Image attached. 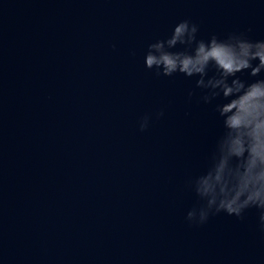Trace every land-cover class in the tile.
Returning a JSON list of instances; mask_svg holds the SVG:
<instances>
[{
	"label": "water",
	"instance_id": "1",
	"mask_svg": "<svg viewBox=\"0 0 264 264\" xmlns=\"http://www.w3.org/2000/svg\"><path fill=\"white\" fill-rule=\"evenodd\" d=\"M182 20L264 40V0H0V264H264L255 208L186 220L223 125L144 65Z\"/></svg>",
	"mask_w": 264,
	"mask_h": 264
},
{
	"label": "clouds",
	"instance_id": "2",
	"mask_svg": "<svg viewBox=\"0 0 264 264\" xmlns=\"http://www.w3.org/2000/svg\"><path fill=\"white\" fill-rule=\"evenodd\" d=\"M198 31L197 24L182 20L165 39L150 43L144 57L146 69L157 76L195 77L203 103L222 101L215 111L222 119L223 134L207 171L188 181L200 203L187 212L186 220L198 226L220 213L243 219L248 209L255 208L264 232V40L253 41L245 32L197 39ZM244 72L256 79L242 80L238 73ZM155 115L160 118L164 113ZM150 118L140 119L141 132Z\"/></svg>",
	"mask_w": 264,
	"mask_h": 264
}]
</instances>
